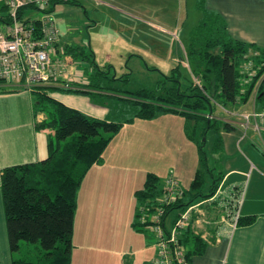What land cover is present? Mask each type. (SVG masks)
I'll list each match as a JSON object with an SVG mask.
<instances>
[{"label":"trees","instance_id":"1","mask_svg":"<svg viewBox=\"0 0 264 264\" xmlns=\"http://www.w3.org/2000/svg\"><path fill=\"white\" fill-rule=\"evenodd\" d=\"M66 3L73 2L51 0L48 10L53 11L56 5ZM198 9L201 17L192 29L185 58L191 75L200 80V85L192 84L191 78L190 84L182 88L180 70L174 67L170 75H161L155 88L135 89L124 96L119 94L121 90L117 87L100 82L98 74L107 73L98 69L95 61L88 58L89 54H85V49L80 46L63 47L64 54L82 61L89 60L87 63L92 68L86 84L90 90L73 86L65 88L67 91L90 94L93 98L106 95L129 99L136 106V112L126 122H131L135 117L152 119L162 113H177L184 117V132L197 148L200 166L194 172L190 185L184 189L183 197L166 209L167 215L174 209L182 211L187 206L212 197L223 178L221 169L217 170L216 160V169L210 166L208 154L214 156L223 150L220 132L234 130V126L213 115L215 103L223 107L245 104L259 81L256 103L262 102L264 105V47L233 37L228 31L226 19L209 9L206 0L198 2ZM34 11L43 12V9L34 5L20 8L19 19ZM0 20L5 27L11 22L6 0H0ZM32 20L38 30V19ZM249 51L256 52V55L249 56L255 72L247 82H243L241 65ZM110 80L117 78L114 76ZM8 87L0 82V93L10 92ZM48 88L38 86L32 89L36 93L38 109L46 115L44 120L36 122V128L51 132L47 156L37 162L6 166L1 171L8 243L14 253L12 264H71L79 188L87 172L93 166L103 164L105 149L123 125L120 121L93 117L70 107L51 97ZM209 114L213 117L209 118ZM211 130L214 137L209 150H206L207 134ZM161 185V178L149 172L143 187L135 191L136 220L132 226L136 230H140V226L148 228L137 221V211L139 206L151 203L161 193ZM219 207V216L221 212H229L227 205ZM207 209L213 210L211 206H207ZM256 217L239 215L237 225L252 224ZM181 240L189 260L191 255L202 254L207 246L199 234H194L190 224L183 231ZM21 244H35V250L33 253L28 250L25 256H19Z\"/></svg>","mask_w":264,"mask_h":264},{"label":"crops","instance_id":"2","mask_svg":"<svg viewBox=\"0 0 264 264\" xmlns=\"http://www.w3.org/2000/svg\"><path fill=\"white\" fill-rule=\"evenodd\" d=\"M71 1L73 3L56 5L53 14L62 12L67 18L69 12L66 6L81 8L84 15L91 16L85 25L92 28L96 40L102 42L109 38L129 39V36L135 43L146 39L156 42L153 31L150 34L149 30L156 31L164 25L174 30L187 17L185 0L178 2L179 5L173 1L171 7L162 5L165 0H83L87 7L81 4V0ZM206 5L226 19L228 31L233 37L264 47V0H206ZM89 6L90 12L87 11ZM34 17L31 12L24 18ZM105 28L110 31L109 35L102 31ZM4 29L5 24L0 20V30ZM76 46L85 51L88 49L78 43ZM62 55V60L59 61L65 65L63 71L69 73L68 67L69 70L72 69L73 63L79 65L80 60L64 53ZM81 63L83 68L84 64L89 66L83 61ZM90 69L91 73L92 68ZM68 78L71 79L69 76ZM87 81L88 79L77 82L79 84L75 86L84 87ZM56 83L44 86L51 87ZM8 89L10 92L0 93V177L6 166L37 162L45 158L51 134L48 129L36 128V122L46 117L45 112L37 107L36 93L16 87ZM47 92L55 98L48 90ZM250 106L251 103L247 101L234 108H238L239 112ZM262 106V102L256 103L257 109ZM240 122L238 119L232 124L234 130L243 129L240 138L239 135L233 138V134L221 132L232 138L229 141L231 144L224 142L222 138V166L225 165L226 170L222 172L223 178L216 192L204 203L211 206L213 211L220 209L219 205L228 204L229 212H221L220 216L217 213L207 215L208 224L205 229L199 227L202 217L198 220L197 215H193L190 226L207 246L202 254L190 256V264H264V123L259 122L258 132L242 128ZM247 130L253 132L255 137L248 135ZM246 138V153L239 154V146ZM116 158L115 154L111 162L109 151L105 149L103 164L93 166L81 183L73 223L71 264H136L137 260L141 264H152L154 260L153 234L152 240H149L132 226L136 219V214H132V203L136 202L134 193L140 186L133 185V175L122 173ZM245 177L248 181L243 180ZM239 195V214L257 217L252 224L231 228L230 208ZM204 204L201 208H204ZM136 205L137 203L135 213ZM178 211L173 210L169 218L176 217ZM135 255V260H126V257ZM13 258L14 253L8 243L0 184V264H12Z\"/></svg>","mask_w":264,"mask_h":264},{"label":"rangeland","instance_id":"3","mask_svg":"<svg viewBox=\"0 0 264 264\" xmlns=\"http://www.w3.org/2000/svg\"><path fill=\"white\" fill-rule=\"evenodd\" d=\"M173 1L177 5H179L178 2H183V0H165L162 5L164 7H171L170 5ZM199 1L185 0L187 17L186 20L181 22L178 28L172 30L163 24L164 27L156 31L149 30V33L153 31L154 37L157 40L156 42H151L150 39H146L141 43H135V41L130 40V36L129 39L109 38L103 42L97 41L92 28L85 25L89 22L91 16L87 17V15H84V12L79 7L68 5L66 6L69 12L67 18L62 12H58L55 15L60 32L59 48H63L66 45L76 46L77 43L78 45L86 46L88 49L85 54H89L88 58L95 61L99 70L107 73L98 74L100 82L110 83L113 87H117L121 90L119 94L124 96L128 95L126 92L135 89L155 88L154 85L162 78L161 75H170L174 67L179 68L181 87L185 88L190 84L191 78V82L194 84L190 70L185 65H182L181 61L185 59V51L188 47L192 29L201 17V11L198 9ZM81 4L87 7V4L83 0H81ZM89 8L90 6L87 8L88 12H90ZM32 16H35L34 18H40L42 13L34 11L32 12ZM102 31H106L108 35L110 33L107 28L102 29ZM173 31L177 32L178 38L172 35ZM153 34L150 36H153ZM88 61L83 62L87 63ZM81 62L82 60H80L79 65L78 63H73L72 69L70 70L68 67L67 71H70L68 76L71 78L68 81L73 85H78L79 83L77 82H83L89 78L91 66L86 67L87 65L84 64L83 68ZM79 67L83 70L79 69ZM85 67L87 70H85ZM114 76L117 80H110ZM80 88L85 91L90 90L86 84ZM48 91L55 98L63 100V102L75 109L83 110L84 113L123 123L119 132L109 142L106 151H109V160L111 162L115 154L117 155L116 163L121 167L124 175L127 173L128 176L133 175L132 182L134 186H140L139 188H142L146 175L149 172L154 173L158 177L166 176L171 172L176 176L183 189L190 185L194 172L200 166V161L195 144L189 141L185 135V119L180 114L162 113L152 119L135 117L131 122H126L133 118L136 112V106L130 103L129 99L106 95H99L93 98L90 94L67 91L63 88V81L61 80L56 85L48 88ZM252 107L250 106L249 109ZM254 107L256 108V104ZM237 109L230 106H216L213 115L233 124L234 121L237 122L238 119L240 120L237 115ZM228 132L234 135L233 138L238 135L240 138L243 129ZM247 133L255 137L250 130H247ZM213 135V130L207 134L206 150L210 148V143L214 137ZM220 135L224 142L228 143L232 139L228 134L222 135L220 132ZM247 141L248 138L241 142L239 154L246 153L244 144ZM229 143L231 144V142ZM232 148L237 150L234 146ZM208 160L210 161V166H215L216 163L214 162L216 160L217 170L222 169V172H225V165L222 166L224 161L222 151L214 156H211L209 153ZM243 180L245 181L247 178L245 177ZM135 203L137 202L132 203L133 215L136 214L134 208ZM207 206L209 205L204 204V208H202L205 215L202 216V224L200 222L201 226L199 227L201 229H205L206 224H208L206 223V215L210 216L211 214L220 212V209L209 211ZM140 227L139 232L143 233L147 239L152 240V233L148 232L149 229L144 226ZM21 249L22 251L19 256L22 254L25 256L28 250L33 253L35 244H21ZM135 257L136 255L134 257L129 256L126 257V260L131 262ZM139 263L140 260H137L136 264Z\"/></svg>","mask_w":264,"mask_h":264},{"label":"built area","instance_id":"4","mask_svg":"<svg viewBox=\"0 0 264 264\" xmlns=\"http://www.w3.org/2000/svg\"><path fill=\"white\" fill-rule=\"evenodd\" d=\"M51 0H6L10 24L4 30H0V82L18 89L32 91L33 88L51 83L63 81V88H72L69 83L68 73L63 71L65 65L59 60L64 50L59 48L60 32L53 11H49ZM34 5L43 9L39 21L38 30L33 18L19 19L20 8ZM172 35L178 38L177 32ZM256 55L255 51H249L241 65L242 81L254 75L253 61L249 56ZM63 56V55H62ZM249 58V59H247ZM182 65L189 68L187 59L181 61ZM66 69V68H65ZM246 76V77H245ZM193 77L194 83L200 85V80ZM259 81L254 86L248 100L252 104L251 109H243L237 112L241 127L260 131L259 122L264 123V108L257 109L256 104ZM216 106H220L215 103ZM209 118L213 115L209 114ZM162 190L151 203H145L138 208L137 221L141 225H147L154 237L155 256L152 264H190L187 258V250L182 243L183 231L191 223L193 215L197 219L205 213L201 205L206 200L187 206L179 211L173 218H169L166 209L175 204L184 195V189L173 173H169L162 179ZM240 195L236 197L230 210L232 220L230 227L237 225L239 217ZM228 205V204H227ZM227 210V209H226Z\"/></svg>","mask_w":264,"mask_h":264}]
</instances>
